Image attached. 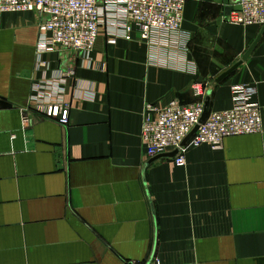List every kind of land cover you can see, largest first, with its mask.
<instances>
[{"label": "crops", "instance_id": "1", "mask_svg": "<svg viewBox=\"0 0 264 264\" xmlns=\"http://www.w3.org/2000/svg\"><path fill=\"white\" fill-rule=\"evenodd\" d=\"M237 0H189L179 38H113L105 25L91 60L66 87L70 124L35 116L37 13H0V264H264V132L220 149L190 147L186 165L150 159L142 144L148 105L232 106V88L257 89L264 122L263 27L229 22ZM29 121H26V118Z\"/></svg>", "mask_w": 264, "mask_h": 264}, {"label": "built area", "instance_id": "2", "mask_svg": "<svg viewBox=\"0 0 264 264\" xmlns=\"http://www.w3.org/2000/svg\"><path fill=\"white\" fill-rule=\"evenodd\" d=\"M188 1L0 0V13H37L43 18L39 27L37 54L38 68L44 70L45 75L33 86V106L29 112L63 126L70 124L71 104L66 100V87L74 79L76 70L71 65L53 70V62L45 56L69 52L91 60L101 27L105 25L113 36L111 44H116L118 38L131 41L134 33L146 42L154 34L179 38ZM237 7L241 10L231 12L230 23L264 27V0H237ZM193 90L198 98L196 102H172L164 108L146 107L141 140L148 158L177 151L173 161L176 166L184 167L190 147L207 145L220 149L228 137L264 132L262 107L256 100L255 87L234 86L231 108L209 111L204 122L201 120L210 86L198 82L193 85ZM26 121H29L28 117Z\"/></svg>", "mask_w": 264, "mask_h": 264}, {"label": "water", "instance_id": "3", "mask_svg": "<svg viewBox=\"0 0 264 264\" xmlns=\"http://www.w3.org/2000/svg\"><path fill=\"white\" fill-rule=\"evenodd\" d=\"M236 10L240 11L241 8L238 7L236 8ZM264 35V27L262 28L257 40L254 42V44L251 46V48L248 50V52L243 56L242 60L240 62H238L237 64H235L233 67H231L228 71H226L224 74H222L218 79H217V83H221L226 77H228L229 75H231L233 72H235L245 61H247V59L249 58V56L251 55V53L253 52V50L255 49V47L257 46V44L259 43V41L261 40L262 36ZM209 101L206 102V108H205V113L202 117L201 122H204L208 113H209ZM0 106L1 107H8L10 106L9 104H7L4 101H0ZM197 128L192 132V134L189 136V138L186 140V142L194 135V133L196 132ZM185 142V143H186ZM177 154V151L170 153V154H165L162 155L164 157H169V158H173L175 157ZM161 156V157H162ZM160 157V156H158ZM157 158V157H156Z\"/></svg>", "mask_w": 264, "mask_h": 264}]
</instances>
